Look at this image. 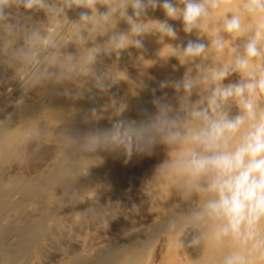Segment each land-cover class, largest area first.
I'll return each mask as SVG.
<instances>
[{
	"label": "bare ground",
	"instance_id": "bare-ground-1",
	"mask_svg": "<svg viewBox=\"0 0 264 264\" xmlns=\"http://www.w3.org/2000/svg\"><path fill=\"white\" fill-rule=\"evenodd\" d=\"M47 2L62 5L63 0H47ZM239 4L238 0H224L221 7L209 9L210 15L203 20V28L194 29L192 33H185L182 21L167 18L162 9L150 10L148 16L144 17L145 22L151 26L157 20L167 19L175 26L177 39L162 36L153 29L152 32L142 37L143 48L129 47L122 50L119 56L115 53L98 54L95 68L98 72H102L106 82L111 84L107 92H102L95 87L94 77L80 73L79 60L91 48L96 46L103 48L108 35L126 30L128 27L126 22L119 17H113L107 24L101 23L99 32L90 34L89 29L92 28L95 20V14L90 12V21L87 24L80 22L79 31L85 37V42L80 43L76 37L79 12L89 10L66 9V15L59 16L41 9L25 10L27 11L26 16L37 11L42 18L40 23L32 20L29 23L27 34L25 33V35L40 34V41L33 46H36V49L39 48L38 45L42 46L44 38L45 41L50 38V43L47 55L45 53L44 58L40 57L42 60L35 62L36 64H33L34 61L31 62L33 67L29 73L24 69L27 68V64H30L29 59L22 58L19 53L22 47L30 49L25 37L22 38L24 40L21 44L19 41L16 43H19L15 45L16 47L9 44L0 47V59L2 60L0 72L1 70L4 72V69H11L8 75L13 80L16 76V82L12 80L10 82H14L17 86L18 80L20 85L19 89L17 86L19 96L17 97L18 94L14 92L16 94H13V97L16 96L14 98H10L11 96H7L5 92L2 93L3 90L6 91L5 88L8 85L0 89V153L3 148L2 142L8 140L11 128L19 126L18 132L21 127L28 129L32 120L35 121V118L42 116V129L39 133L40 129L37 128L39 134H32L33 141L31 142L34 146L48 149L50 156H47L31 175L27 174L28 177L22 179L16 188L15 193L19 198L30 204L28 209L30 212L26 209L28 211L26 213L23 206H17L8 211L7 206L0 202V264L31 263L36 251H43L49 247L51 236L55 229H58L57 225L61 226L59 222H62L59 219H61L60 216L63 217L61 214L65 209L68 217V214L83 217L99 210L104 196L112 202L122 199L125 201V206L120 220L122 224L129 225L137 220L151 221L152 203L170 204L173 199H183L179 196V193H182L179 177L169 168L164 170L161 166L163 161L172 160L175 148L157 144L150 153H138V158L135 156L136 159L131 161L120 151L87 150L85 137L88 132L97 128L110 126L113 119L121 116L131 119L141 118L144 115L143 109L154 110L153 98L162 96L165 92L170 98L169 102L178 105L183 91L172 87L160 89V81L182 80L185 75L199 80V77L210 68L230 64L231 61L224 54L229 51L228 46L223 52H216L211 41L213 38L224 35L221 38L225 44L228 43L226 45H229V41L227 42L229 38L227 39L225 34L219 32L223 28L221 25L223 26L222 21L226 15H240ZM97 7L104 11L102 4H98ZM247 16L250 18L251 25L256 27L258 18L248 13ZM212 19L215 20L214 24L211 28H207V22ZM52 27L55 28L59 37H54L52 34L53 37L46 36L49 34L48 28ZM6 28L5 21H0V36H3L0 40L8 43L12 39L7 36ZM238 37L239 35L234 34L235 39ZM188 40H198L208 47L201 57H196L188 63H182L180 56L171 54L170 48L179 47L182 52ZM261 44L264 45V41ZM73 53L75 60L72 63L77 64L76 68H73L72 63L67 62L66 59L69 54ZM255 63L258 68L264 67V59H257ZM19 67L22 68L19 69ZM12 73L16 75L13 76ZM49 73H54V75L49 76ZM9 77L1 76L0 78H4L6 82ZM238 77L239 73L234 72L226 80H238ZM225 81L223 83L228 84ZM153 88L157 89L155 93L152 92ZM203 91L204 86L197 84L193 89L191 99H197ZM113 100L116 101L115 104L112 103ZM121 105L125 106L123 113L119 111ZM93 107L98 111L92 112ZM233 109L234 105L232 113ZM29 133H31L30 130ZM178 183L179 188L176 187ZM2 184L0 188L3 187ZM6 197L2 191L0 199H6ZM177 217H179L178 214ZM178 223L170 226L172 229L167 226L169 231L177 228ZM147 237L149 238V236L136 237L135 244L130 246L128 251H116L107 256L104 255L105 257L101 258L102 260L100 259L97 264H140L149 241ZM83 244L78 242L76 246L78 249H83ZM219 256L216 261L225 259L221 260ZM74 257L62 264H82L84 258L81 254ZM262 263L256 262V264Z\"/></svg>",
	"mask_w": 264,
	"mask_h": 264
},
{
	"label": "clouds",
	"instance_id": "clouds-1",
	"mask_svg": "<svg viewBox=\"0 0 264 264\" xmlns=\"http://www.w3.org/2000/svg\"><path fill=\"white\" fill-rule=\"evenodd\" d=\"M98 4L104 6V11ZM221 4L222 0H63L62 5L49 4L47 0H0V21L7 20V9L13 5L45 10L55 16L66 15V9H87L79 12L76 32L77 40L84 43L80 22L87 24L90 12L95 14L90 34L99 32L101 23L107 24L113 17L123 19L126 30L108 35L103 48L93 47L79 60L80 73L94 77L95 87L107 92L111 84L95 68L98 54L119 56L129 47L143 48L142 37L153 29L177 39L176 28L167 19L157 20L151 26L145 22L150 10L162 9L167 18L182 21L185 33H192L203 28L209 9H217ZM243 8L258 21L243 54H237L231 64L210 68L199 80L189 75L182 80H162L160 89L172 87L183 91L178 105L171 104L165 92L153 98L154 110L143 109L141 118L121 116L113 119L110 126L97 128L85 137L89 151H120L128 158L134 153H150L157 144L180 149L178 157L169 162V170L181 178L184 191L202 201L185 216V224L206 227L214 241L231 238L243 246L241 251L227 255L223 264L264 262V67L255 64L257 59H264V0H245ZM223 31L240 35V15H226ZM40 39L39 33L25 36L29 47ZM211 44L216 52L224 51L221 37L213 38ZM207 47L198 40H188L182 52L179 47H171L170 52L180 56L182 63H188L201 57ZM19 53L24 59L30 58V52L23 47ZM66 59L72 63L75 54ZM72 67L77 64L72 63ZM234 72H240L245 79L223 83ZM197 84L203 85L204 91L192 100ZM156 91L152 89L153 93ZM233 105L239 110L236 114L232 113ZM124 110L121 105L119 111ZM91 111L98 109L93 107ZM208 235L209 231L202 232L191 243L198 245Z\"/></svg>",
	"mask_w": 264,
	"mask_h": 264
},
{
	"label": "rangeland",
	"instance_id": "rangeland-1",
	"mask_svg": "<svg viewBox=\"0 0 264 264\" xmlns=\"http://www.w3.org/2000/svg\"><path fill=\"white\" fill-rule=\"evenodd\" d=\"M244 2L245 0H238V3H240L239 4L240 17L243 26V31L239 35V37L235 39L234 34L224 32L222 25H221L222 28L221 31L223 32H221L219 29L220 31L219 33L225 34L226 38L227 39L229 38L227 42L229 41L230 46L226 45L228 43L225 44V47L228 46L229 51L224 52V54L228 56L227 58H229L228 60H230L231 63L233 62L237 54H243L244 45L247 42V40L251 38L255 29V25L253 26L251 25V23L249 22L250 18L247 16V13L243 8ZM25 10L26 9H24L23 7L19 8L16 6H12L11 8L7 9L9 15L7 20L5 21L7 27L6 31H7V36L11 37L12 40L8 43L7 41L2 42L0 40V47L7 46L8 44L12 45L13 47H16L17 45H19V43L21 44L24 40L22 38L26 36L25 33L27 34L28 26L30 25L29 23L32 20L33 21L36 20L34 21L36 23L38 22L40 23L42 21L41 14L39 12L36 11L37 13L33 12L31 13L33 15L27 14L26 16L27 11ZM214 21L215 20L212 19L211 21L207 22V26H208L207 28L209 27L211 28V26L214 24ZM48 33L50 35L52 34L54 37H59V34H57V31H55V28L53 27L48 28ZM49 34L46 36L53 37L52 35L50 36ZM220 36L222 37L224 35H220ZM43 37H45V35ZM18 41L19 43L16 44ZM49 43H50V38L48 39V41L47 40L45 41L44 38L42 40L41 45L45 47H42L40 45H38L39 48L37 49L36 46L35 47L33 46L32 47L33 49L31 47L30 49L26 47V49L28 48L27 50H29L30 52L31 58H28L29 59L28 62H30L31 65H32L31 62L34 61L33 64H36L39 60H42L41 59L42 57L44 58L47 55ZM233 48L236 49L235 53L233 52ZM228 53L230 54V56ZM1 62L2 60L0 59V63ZM30 64L29 65L27 64V68L29 70H27V68H24L27 73H29L33 67V65L31 66ZM20 68L22 67H19V69ZM2 71L3 70H1L0 72V77L2 76L6 78L9 77L8 74L12 70L4 69V72ZM3 73H5V75H3ZM238 73H239L238 80L228 79L225 82L236 83L245 79V77L240 72ZM12 74L13 76L16 75L14 73ZM15 77L14 80L12 77L7 78L9 81L5 79L6 82L8 81L7 84H5L6 82L4 81V78H0V89L2 90L4 86L6 87L8 85L5 88L6 91L3 90L2 93L4 92L7 93V96L9 97L11 96L10 98L19 96L18 89L20 85L17 80V86H18L17 89V86L14 83L16 82ZM10 80L14 82L12 81L10 82ZM12 84H14L13 87ZM14 86H16L15 89ZM13 89L15 91H13ZM1 90H0V94H1ZM14 92L18 95H16ZM13 94H15L16 96L13 97ZM238 111L239 110L234 105L233 114H236V112ZM32 121H33L31 123L32 125L29 124L28 129L21 127L20 132H18L19 126L11 128L10 133L8 135V140L2 142L3 148L0 153V186L3 183L2 184L3 187L0 188V194L2 191H4L7 197L6 199H0V202H2L3 205L7 206L6 208L8 211H10L12 208H15L17 206H23L24 210L29 209L30 204L25 202L23 199L19 198V196L15 193L16 188L19 186L22 179L28 177L27 174L31 175L34 170H37V168L40 167L42 161L47 156H50L48 149L34 146L32 144L33 142H31V140L33 141L32 134L38 135L42 129L43 126L42 116L41 117L39 116L35 118V121L34 120ZM37 128L40 129L39 133L37 131L38 130ZM29 130L31 133H29ZM27 137H30L31 139L30 138L27 139ZM180 151L181 150L178 148L174 149V153H173L174 156L172 160L178 157ZM135 156L136 158H138V153H134L129 159L133 161L136 159ZM169 162L170 161H163L162 162L163 164L160 162L164 170H167L169 168L168 167ZM16 174L17 176H15ZM178 181H180L179 183H181L180 177ZM6 182L7 184H5ZM179 183L176 186L178 188H179L178 186ZM181 191L182 193H179V196H181V198L183 199H173L171 200L170 204L164 203L165 205L160 203L158 204L157 202H155L154 204L152 203L151 207L149 206L152 211L151 221L145 219L137 220L129 225L122 224L120 220L122 215L121 213L125 206V201L122 199L117 200V202H112L111 199H109L108 201L107 200L108 197L104 196L100 203L101 207L99 206L100 208H98L99 210L95 211L93 214H88L87 216H83V217H78L73 215L71 216V214H68L69 215L68 217L66 216L67 210L65 209L64 213L62 212L61 214L63 217L60 216L61 219H59V221L62 222V223L59 222V224H61V226L63 225L64 228L61 227L60 225H57L58 229H55V232L53 233L54 235L52 234L50 239L51 246L49 245L47 249L45 248L46 250L44 249L43 251L42 250L36 251L34 255L35 257L33 258L31 257L32 260L31 259L30 260L32 262L31 263L29 262V264H62L64 262H68V260L72 259L74 256L78 254H81L82 258H84L82 264H97L101 258L103 259L105 257L104 255L107 256L108 254L116 251L119 252L128 251V249H130V246L135 244L136 237H141V236H149V238L147 237L149 241L144 249L145 252H143L142 258L140 260V264H216V262H220V264H222L224 262V259L222 260V258H225L233 251H241L243 249L242 245H240L236 241H233L231 238H225L222 242L214 241L211 238L210 230L207 229L206 227L186 225L184 219L185 216L192 210L199 207L202 201L201 198L195 194L190 195L182 188ZM181 191L179 190V192ZM22 203L24 205H21ZM27 210L26 213H28V211L30 212V210L28 211ZM155 214H157V216H155ZM177 214L181 219L177 217ZM50 215L52 216L51 211H50ZM153 215L155 216L154 219H153L154 217ZM176 219L177 222H179L178 226L177 228H174L170 232L169 228L172 229L170 226H173L177 223ZM132 224H134V226H132ZM205 231H209V235L207 236V238H201V241L198 245H193L191 243L193 237L201 236V233ZM78 242L82 244L84 243L83 249L77 248L76 245ZM219 253L222 255H220ZM217 256L221 257L222 261H216L218 259ZM262 264H264V262Z\"/></svg>",
	"mask_w": 264,
	"mask_h": 264
}]
</instances>
